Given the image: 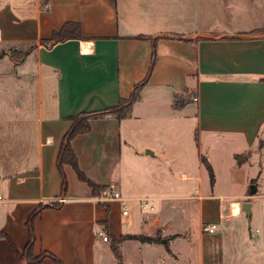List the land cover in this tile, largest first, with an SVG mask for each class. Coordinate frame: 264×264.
Segmentation results:
<instances>
[{"label": "crops", "instance_id": "obj_1", "mask_svg": "<svg viewBox=\"0 0 264 264\" xmlns=\"http://www.w3.org/2000/svg\"><path fill=\"white\" fill-rule=\"evenodd\" d=\"M67 23L80 26L81 39L47 48L40 45ZM260 32H264V0H49L46 8L42 0H6L0 7V43L36 44L21 65L33 57L38 106L30 119L18 124L21 133L31 138L24 159L16 165L0 164V181L8 179L7 199L2 202L0 197V232L9 239L0 238V264H54L52 257L62 264H96L100 247L112 252L103 236L118 241L125 235L153 237L163 227L171 235L178 230L175 216L163 215L173 198L139 189L126 173L131 156L140 162L145 159L143 163L156 157L151 147L132 141L131 131L146 119H138L135 109L146 100V91L153 89L151 97L166 98L173 113L170 118L178 114L183 122H192L194 140L207 156L210 146L222 143L233 146L235 156L259 155L257 151L264 147L260 138L264 128V33ZM138 85L139 97L129 118L118 121L106 113L92 119L90 131L71 142L87 179L102 188L113 185L125 206L93 197L91 188L69 166L63 167L66 190L62 193L57 158L71 118L105 112L120 100H128ZM176 98L178 108L174 107ZM188 103H194L191 114L186 110ZM122 149L129 156L126 164ZM202 157L207 161L200 155L201 164ZM207 162L213 171L211 160ZM247 162L238 166L234 161L230 171L244 169ZM179 177L184 182L191 178L183 172ZM194 179L203 184L200 177ZM124 181L136 192L129 193ZM254 194L249 193V198ZM204 197H194L199 208L206 205ZM242 197L216 196L218 219L223 223L210 221L197 234L202 264L210 261L215 250L228 257L244 247L250 253L259 247L261 239L249 237L241 228ZM143 200L151 211L142 210ZM55 203L58 208L50 206ZM128 203L132 207L124 216L122 210ZM248 203L250 228L256 202ZM233 205L238 207L236 214L231 212ZM38 206L42 209L32 222L31 252L34 258L43 257L30 263L23 257L29 242L26 223ZM206 213L200 214L201 221ZM210 224L217 226L213 234L204 232ZM130 241L165 257L179 255L175 243L170 244L172 252H163L157 243Z\"/></svg>", "mask_w": 264, "mask_h": 264}, {"label": "rangeland", "instance_id": "obj_2", "mask_svg": "<svg viewBox=\"0 0 264 264\" xmlns=\"http://www.w3.org/2000/svg\"><path fill=\"white\" fill-rule=\"evenodd\" d=\"M5 3L6 0H0V7ZM28 49V45L22 47L0 43V54L7 53L0 58V164L5 166L20 163L31 146L30 136L23 135L22 129L18 128V124H23L27 118L30 119L38 106L37 84L33 76L35 73L33 57L27 58L21 65ZM10 52L19 54L18 58H12ZM151 92L154 90L146 91V100L135 109L138 119L140 117H146V119L139 120L141 123H138L139 126L131 131V138L134 145L140 146L141 144L151 147L156 157L143 163L142 160L145 159H140V162L131 156L129 162V156L124 155L127 152L123 149L121 157L127 161L125 164L129 162L126 173L132 178L135 186L143 191L146 190L149 194L173 198L171 205L166 204L163 215L164 218L168 213H171L173 218L175 216V229L178 230L172 232L171 235L164 231L166 228L163 227L153 237L147 234L132 236L153 238L154 241L144 243H157L158 246H162L163 252H172L173 248L171 249L170 244H178L174 246V250L178 249L179 255L174 258L165 257L164 255L167 254L153 252L146 249L145 246L141 248L134 242L125 239L117 245V256H119L120 263L117 260L118 257L112 256V252H103L105 249L100 247L96 252V264H163L164 262L165 264H167L166 262H171L168 264H202L197 234L201 233L202 227L206 223H212L210 221L223 223L218 219L219 201L216 196L230 194L235 196L243 194L240 199L243 204L251 201L256 202L251 224L249 223L250 228H248L244 211L241 213L240 224L245 233L248 231L249 237L254 235L261 239L259 247L256 252L252 253L246 252L244 247L241 252L228 253V257L220 255L215 250L211 254L212 258L209 257L210 261L206 264H264V147L257 151L259 155L256 153L249 156L250 159L244 154L241 155L242 160L248 161L247 165L244 169L231 172L230 169H233L234 161L237 162L236 156L232 152L233 146L228 143L210 146L208 159L204 152L205 149H198V142L194 140L195 127L192 122H183L178 114L172 115L170 118L173 113L169 112L166 98L163 96L160 99L153 98ZM194 109V103H188L187 112L191 114ZM144 135L148 137L145 138ZM260 136L264 142V128ZM200 155L205 156L207 161L211 160L215 167L213 184L210 183L209 175L200 162ZM181 172L191 177L188 182L180 179ZM197 177L203 180V184L194 179ZM7 182L8 179L5 178L0 181L2 202L7 199ZM198 184L203 187L199 188ZM250 185H254L256 189L254 194L256 196L253 198H249ZM11 186L17 187L14 179L11 181ZM124 187L128 189L129 193L136 192V188L130 187L127 181L126 183L124 181ZM198 195L205 196L206 205L202 208H199L197 199H194ZM130 207L132 204H126L127 212L130 211ZM203 212L208 215L205 214L201 221L199 217ZM128 219L129 217L126 218L127 221ZM256 230L257 232H255ZM110 242L108 238V243ZM205 253L210 256V252Z\"/></svg>", "mask_w": 264, "mask_h": 264}, {"label": "trees", "instance_id": "obj_3", "mask_svg": "<svg viewBox=\"0 0 264 264\" xmlns=\"http://www.w3.org/2000/svg\"><path fill=\"white\" fill-rule=\"evenodd\" d=\"M48 1L49 0H42V6L44 7L45 5H47ZM260 33H264V32H260ZM69 39H81V31H80V26L78 24H74V23L65 24L61 28V30L53 33L50 40L40 41V45L47 48V47H51L55 44L64 42V41L69 40ZM25 45H28L29 49L25 53L24 57L29 53V51H31L32 49H34L36 47L35 43L21 44L20 46L23 47ZM15 52H18V51H15ZM6 54H7L6 52L1 53L0 58ZM10 56L14 59H17L19 54H17V53L13 54L12 52H10ZM153 62H154V59H153L152 63ZM139 88H140L139 85L136 86V88L134 89V92L131 94V96L129 97L128 100H120L117 106L112 107V108L106 110L105 112L80 113V114L71 118L72 126L69 128V130L67 131V133L65 134V136L62 139V143H61L58 158H57V168H58V172H59L60 177H61L62 193H64L66 190V177H65L64 172H63V167L69 166L74 170L78 180L86 183L91 188L93 197H100L101 196L103 188L95 185L90 180H88L87 177L79 169L78 159H77L76 154H75V152L71 146V142L74 139V137L81 135V134H86L90 131V121L92 119L99 118L106 113L112 114L118 121L129 118L130 114H131L132 107L139 97ZM179 104H180V102H179L178 98H176V100L174 102V107L175 108L180 107ZM236 160H237L238 166H240L242 163L246 162V159L242 160L240 158V156H236ZM201 161H202V164L204 165V168L206 169V171L209 175L210 183L213 184L214 176H213L212 168L210 167L209 163L206 161L205 158H202ZM50 206L54 207V208H58L59 204L55 203V204H51ZM44 207H48V206H44ZM41 209H42V206H38V208L30 215V217L28 218L27 223H26L28 230H29V242L27 244L26 252H24L23 257L26 258V260L30 263H38L41 260V257H43V256H40V257L34 258L32 256V252H31L32 243H33V239H34V235H33V231H32V222H33V219L35 218V216L37 215V213ZM0 238H4V239L9 240L8 237L2 232H0ZM108 238L111 241L109 243L110 249L113 252V254L116 256V258L118 257L117 260L119 263H120V259H119V256H117V245L121 241H123L125 239L138 240L140 242L154 241L153 238H144V237L132 236V235L122 236L118 241L110 238L109 236H108ZM11 248H12V251L17 256H19L18 252L15 250L13 245H11ZM51 259L53 260L54 264H62L60 261H58L54 257H52Z\"/></svg>", "mask_w": 264, "mask_h": 264}, {"label": "built area", "instance_id": "obj_4", "mask_svg": "<svg viewBox=\"0 0 264 264\" xmlns=\"http://www.w3.org/2000/svg\"><path fill=\"white\" fill-rule=\"evenodd\" d=\"M44 7L46 8V5ZM193 101H196V99L194 98ZM99 199L102 202L118 201L121 203V205L123 207L125 206V204H124L125 201L123 200L120 192H118L113 185L105 186L102 189V193H101V196ZM141 208L145 212H149L152 210V208H149L148 203H146V200L142 201ZM127 214H128L127 210L123 209L122 215L125 216ZM216 229H217V226L215 224H210V225L204 227V232H206L207 234H213L216 231ZM102 241L106 242L107 237L103 236Z\"/></svg>", "mask_w": 264, "mask_h": 264}, {"label": "water", "instance_id": "obj_5", "mask_svg": "<svg viewBox=\"0 0 264 264\" xmlns=\"http://www.w3.org/2000/svg\"><path fill=\"white\" fill-rule=\"evenodd\" d=\"M256 191L255 186L254 185H250L249 187V193L250 195L254 194ZM242 211H244V213L247 216V220H250V204L248 202H245L242 205Z\"/></svg>", "mask_w": 264, "mask_h": 264}, {"label": "bare ground", "instance_id": "obj_6", "mask_svg": "<svg viewBox=\"0 0 264 264\" xmlns=\"http://www.w3.org/2000/svg\"><path fill=\"white\" fill-rule=\"evenodd\" d=\"M231 212H232V214H236L238 212V207L233 205L231 207Z\"/></svg>", "mask_w": 264, "mask_h": 264}]
</instances>
